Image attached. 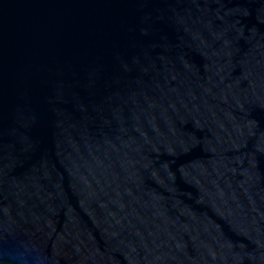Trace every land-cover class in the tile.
Wrapping results in <instances>:
<instances>
[{"label":"water","instance_id":"water-1","mask_svg":"<svg viewBox=\"0 0 264 264\" xmlns=\"http://www.w3.org/2000/svg\"><path fill=\"white\" fill-rule=\"evenodd\" d=\"M0 264H264V0H0Z\"/></svg>","mask_w":264,"mask_h":264}]
</instances>
